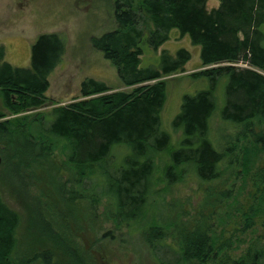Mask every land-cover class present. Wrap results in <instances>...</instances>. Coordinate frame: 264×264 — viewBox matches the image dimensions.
Instances as JSON below:
<instances>
[{"label":"trees","instance_id":"16d2710c","mask_svg":"<svg viewBox=\"0 0 264 264\" xmlns=\"http://www.w3.org/2000/svg\"><path fill=\"white\" fill-rule=\"evenodd\" d=\"M218 1L208 11V0H114V29L90 43L132 90L113 91L85 79L79 100L48 113L18 116L47 102L49 77L65 51L62 37L39 35L30 47L28 68L7 63L0 45V102L14 116L2 120L6 116L0 113V154L10 161L8 181L25 198L27 214L20 233L19 215L0 199V264H109L69 238L62 227L66 212L58 214L39 193L45 175L51 182L45 187L58 191L63 183L55 185L56 172L68 176L64 206L69 209L74 200L87 205L88 229L100 232L96 212L104 206L103 224L111 223L113 230L101 229L100 239L112 240L120 229L139 233L156 264H264V75L259 73H264V0ZM172 30L200 48L203 69L190 78L207 83L182 97L171 123L172 133H179L175 144L172 133L161 129L164 78L184 73L190 55L184 49L174 55L163 50L152 66H141V56L155 53ZM223 79L220 104L216 93ZM226 128L229 133H222ZM55 162L60 163L57 170ZM235 170L250 178L255 205L228 203L229 188L217 192L218 182ZM188 180L206 187L203 206L213 208L209 214L189 216L166 204L165 188ZM30 190L39 193L33 202L26 201ZM219 210L224 213L216 224ZM257 220L262 239L252 238L233 255L238 248L232 235L224 239L226 224L234 222L236 231L244 233ZM219 225L223 228L217 233Z\"/></svg>","mask_w":264,"mask_h":264},{"label":"rangeland","instance_id":"374dc122","mask_svg":"<svg viewBox=\"0 0 264 264\" xmlns=\"http://www.w3.org/2000/svg\"><path fill=\"white\" fill-rule=\"evenodd\" d=\"M113 2L114 0H0V45L5 50V61L12 67H29L30 47L41 34H59L65 46L61 63L49 77V88L45 94L47 102L39 110L18 115L19 117L23 115L31 116L38 112L48 113L56 106H64L74 100H79L80 85L85 79L102 82L113 91L130 92L132 90V88L125 87L120 83L115 68L103 58L101 53L95 51L90 43L92 37H99L103 33L114 29L115 24L112 17ZM218 6V0H208L206 4L208 11ZM143 45L144 49H149L146 44ZM179 49L186 50L190 55V59L184 66V73H175L164 78L166 80V101L160 114L161 129L170 133H172L171 123L179 113L182 97L184 95H194L207 87L205 81H194L190 78L192 73L203 69L200 67V48L193 46L187 36L181 37L178 31L172 30L169 33V40L158 48L155 53L149 50L141 56V66L149 67L153 65L155 58L163 50L174 55ZM234 66L249 68L244 64H234ZM259 73L264 75L263 72ZM224 81V79L220 81L221 83L217 87L216 96L220 100V104H222ZM0 113L6 116L2 120L14 117L10 116L1 102ZM219 127L221 128L219 123L215 121V132H218ZM229 131L227 128L226 131L222 129L224 134H228ZM178 137L179 133H172L173 144L176 143ZM3 147V142H0V151ZM1 154L0 199L9 208L17 212L20 218V233H23L27 225V214L23 204L25 198L23 195L19 196L10 187L9 182H11V179L8 181L10 173L6 171L10 161L5 160ZM59 165L60 163L55 162L54 168L56 169ZM235 171L224 176V183L218 182L217 192L224 189L228 190L229 188L232 192V198L228 203L232 205L235 203V206L236 202L241 206H246L247 203L253 204L256 190L251 185L250 178H244L241 172ZM53 178L55 179V185L59 182L63 183H59L60 188L58 187V191L56 186L53 188L51 186L45 187V182L48 185L51 183L45 175L44 184L39 193L46 197L45 199L48 200L53 209L56 207L58 214L66 212L67 216H64L65 219L62 225L64 231L69 233V238L74 240V242L81 244L83 242L82 247L87 253L92 254V256H103L109 264L157 263L139 233L129 234L126 229H120L113 231L114 239H100L101 229L103 232L113 230L111 223L103 224L105 220V217H103L104 206H100L96 212L99 223L95 225V228L98 226L101 228L100 232L97 230L98 234H96V232L85 226L84 221L87 225L90 224L88 222L90 211L86 204L74 200L69 209L63 204L66 195L69 197L68 192L70 189L66 182L68 178L66 172H56ZM23 180H26L24 176ZM15 181L16 179L13 180V183L17 186ZM158 185L160 188H164L161 183H158ZM205 188V186H200L193 180H188L171 188H165L166 204L172 205L174 209H183L189 216L201 213L204 215L209 214L213 208L203 206ZM26 192L29 194H27V198H30L26 200L27 202H33L32 197L39 195V193H36L37 191L30 190ZM223 213V210H219L214 215L216 224L220 222ZM58 214L56 218L59 219V222H62V217H59ZM222 228V225H219L215 231L220 233ZM237 228L239 227H236L234 222L226 224L225 232L223 233L224 239L231 235L233 236L231 238L233 246L238 248L232 253L235 256L246 248L252 238L261 240L263 235L259 220H257L253 230L250 229L241 233L236 231ZM61 236L59 234V238ZM261 242L264 244V240H261Z\"/></svg>","mask_w":264,"mask_h":264}]
</instances>
